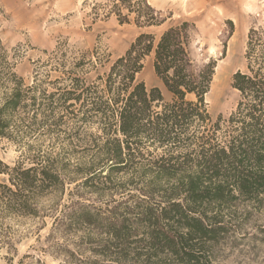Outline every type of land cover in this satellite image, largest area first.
<instances>
[{
  "label": "trees",
  "instance_id": "trees-1",
  "mask_svg": "<svg viewBox=\"0 0 264 264\" xmlns=\"http://www.w3.org/2000/svg\"><path fill=\"white\" fill-rule=\"evenodd\" d=\"M110 13L121 24L134 15L138 27L165 21L148 0H114ZM195 29L194 21L181 18L159 36L141 32L94 79L90 72L105 64L96 51L73 59L60 51L53 57L54 69L60 72L55 80L45 81L38 72L30 85L14 71L0 44V140L22 142L27 129L34 134L37 127L53 126L71 142L50 149L27 143L14 165L0 157L2 243H12L6 235L8 220L38 216L40 198L64 188L68 166L74 163L78 174L93 170L108 177L135 166L137 158L144 156V147L151 155V193L160 194L162 201L144 212L147 246L138 260L144 254L142 264H211L213 243L234 217L219 209L237 197L264 204V24L250 28L247 68L233 75L240 99L228 119L229 127H219L222 116L213 122L207 108L206 95L218 60L210 58L195 67ZM151 54L170 100L160 87L148 89L137 80L144 58ZM44 82L55 84L56 89H42ZM88 124L100 127V132L86 147L82 141ZM86 151H92L94 160L83 169L80 163ZM83 218L91 220L89 213ZM112 228L111 242L125 237L117 222ZM162 251L168 256L156 257ZM116 255L115 264H130L120 251Z\"/></svg>",
  "mask_w": 264,
  "mask_h": 264
},
{
  "label": "rangeland",
  "instance_id": "rangeland-1",
  "mask_svg": "<svg viewBox=\"0 0 264 264\" xmlns=\"http://www.w3.org/2000/svg\"><path fill=\"white\" fill-rule=\"evenodd\" d=\"M113 1L0 0L2 50L27 85L34 82L38 72L45 81L55 80L60 72L54 69L53 57L60 51L67 52L69 59L96 51L105 64L90 72L89 77L94 79L123 55L141 32L159 36L170 23L190 19L196 23L192 43L195 67L210 58L218 60L206 95L207 108L213 122L222 116L219 127H229L228 119L240 99L232 85L233 75L247 68L248 33L251 27L264 24V0H148L165 19L162 25L151 27H138L134 15L129 23L121 24L110 13ZM153 62V54L144 58L137 80L148 89L160 87L166 100H170L171 94L156 75ZM41 88L49 92L56 89L55 84L47 82ZM99 132L95 124L86 125L82 145H91L92 135ZM24 135L22 142L0 140V157L9 165L22 158L27 143L42 149L71 144L53 126L37 127L34 134L27 129ZM141 148L144 156L137 158L133 166L136 169L130 165L126 171L108 177L95 175L93 170L78 174L74 163L68 166L64 188L40 198L38 216L8 220L6 235L12 237V243L0 240V264H115L119 257L116 251L128 263L142 264L146 255L138 260V253L146 252L147 246L143 240L147 229L144 212L162 198L151 193V155ZM93 160L92 151L84 152L80 167L88 168ZM253 203L237 197L219 209L234 217L213 243L211 264H264V204ZM84 213H89L91 220L84 219ZM115 222L125 237L111 242ZM167 253L159 252L156 257H167Z\"/></svg>",
  "mask_w": 264,
  "mask_h": 264
}]
</instances>
